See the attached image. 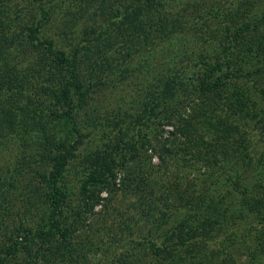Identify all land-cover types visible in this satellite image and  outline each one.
Wrapping results in <instances>:
<instances>
[{
    "label": "trees",
    "instance_id": "1",
    "mask_svg": "<svg viewBox=\"0 0 264 264\" xmlns=\"http://www.w3.org/2000/svg\"><path fill=\"white\" fill-rule=\"evenodd\" d=\"M40 1L0 0V131L3 132L0 137H6L8 143L5 146L18 143L22 149L30 147L36 150L35 154L24 155L28 160L17 172L23 174L27 165L33 169V178L37 177L34 184L27 181L26 186H20V190L15 191L14 197L10 198L6 196L12 193L11 181L0 186V264H37L39 260L49 264H64L71 256L81 258L86 255L85 251L94 245L95 237L87 236L79 242L74 241L79 227L78 219L84 209H93L99 203L103 185L108 184V178H114L113 157L119 156L120 165L124 166L128 160L127 154L133 155L139 145L146 144L147 140L141 139L140 129L147 126L153 117L159 118V109L164 106L162 103L167 102L158 101L175 94L183 86L182 70L188 65L168 63L161 92L155 93L158 86H148L147 100L143 102L142 112L136 117L139 126L137 136L132 134L125 140L120 137L113 141L107 138L98 148L82 156L85 168L80 177L79 197L74 203L70 199L65 171L69 159L86 137L77 125L74 111L86 103L92 88L91 81L100 72L106 71L105 77L119 76L117 84L127 80V67L118 63L120 61L115 57L132 59L141 48L151 45L148 41L153 39L154 33L160 35V30L166 25L164 23H168L166 10L171 3L177 4L179 0H113L110 11L101 14L99 28L97 25L83 28L84 39L93 34L90 43L95 44V47L82 49L79 43L71 50L57 46L52 39L39 36L48 21V10L42 6L39 7L41 16L38 19L33 16L35 2L40 4ZM66 1L71 2L62 0V4H66ZM236 2L230 0L228 4L232 6ZM215 15L221 16V23L227 24L226 14H222L218 8L204 11L202 19ZM30 16L37 20L24 24L26 19L30 20ZM236 20L237 17L233 19L235 23L231 32L228 27L224 29L229 41L224 54L227 58L225 62L204 61L202 67L195 66L197 68L192 70V76L197 77H188L192 80L191 85H194L196 78L199 79L197 88L201 99L220 88L225 89L230 81L241 77L237 65L240 68L248 64L264 65V2L258 15L242 23ZM173 40V36L168 34L159 41L166 45ZM203 42L211 41L204 38ZM186 51L188 49L179 53L185 56L183 53ZM146 52L149 50L145 49L143 53ZM255 55L258 58L261 56L262 60L256 58L257 63L252 62ZM260 68L259 71L263 70V67ZM37 82L39 87L35 86ZM229 98L231 102L228 107L232 108L233 114L245 112L252 118L250 121L244 120L243 127L246 129L248 126V145L254 151L258 150L264 146V112L254 110L255 103L246 89H236L235 95ZM173 111L162 116L164 123H171ZM259 116L260 119L256 120ZM216 123L213 127L216 132L208 135L209 140L204 135L191 137L181 128H176L181 135L188 136L177 150L188 153L194 160L205 154L207 158H217L237 153L240 145H244L243 140H239L246 136L242 135L243 128L221 118ZM200 147H207L206 152ZM21 151L24 154V150ZM164 152L173 153L167 147ZM257 159L264 165V150ZM48 166L49 170L41 169ZM187 166L186 169H191ZM192 169L197 171L196 167ZM137 176L138 182L142 184L138 186L139 192L157 196L146 208L149 211L147 214H156L154 217L148 216V220L161 228V231L155 228V237L160 238L162 244H158V240L150 234L143 233L138 239L131 236L120 252L112 254L108 264H134L132 262L137 260L134 250L141 249V246L146 247L144 264H202L207 257L206 233L210 229L216 225L220 230L227 222L232 227H243L244 223L238 220V215L248 210H251L249 214L245 212L248 215L256 213L258 203H264L262 198H257L258 195H251L247 187H244L243 199L226 200L224 191H228L223 180H213V184H222L220 186L206 184L202 180L196 185L172 184L166 187L159 184V179L153 180L148 174L137 172ZM201 176H205L204 172ZM98 184H101V188L94 190ZM94 197L97 198L93 200ZM13 218L18 219L14 221ZM257 221L254 228L262 222V218L258 217ZM244 229L250 230L246 226ZM256 237L254 235L252 238L255 244L248 254L250 261L260 263L261 257L264 258V240ZM260 264H264V260Z\"/></svg>",
    "mask_w": 264,
    "mask_h": 264
},
{
    "label": "rangeland",
    "instance_id": "2",
    "mask_svg": "<svg viewBox=\"0 0 264 264\" xmlns=\"http://www.w3.org/2000/svg\"><path fill=\"white\" fill-rule=\"evenodd\" d=\"M112 1L87 0V2L79 3L77 0H71L70 3L66 1V4H62V0H41L40 4L35 2L33 16L35 15L37 19L41 16L40 6L48 10V21L39 36L52 39L57 46L66 50H71L79 43L78 46L82 49L94 48L95 44L90 43L93 34L87 35L89 39H84L83 28L93 25L99 28V24L102 23L101 14L106 10L110 11ZM229 1L179 0L177 4L171 3L170 8L165 12L168 23H164L166 25L160 30V35L157 32L154 33L153 39L148 41L151 45L141 48L132 59L123 60L120 56L115 57L120 61L118 63L127 67L126 81L117 84L119 76L105 77L106 71L94 76L86 103L73 113L80 131L86 134L84 143L69 159L68 169L65 171L67 187L71 192L70 199L74 203L79 197L80 177L85 168L82 165V156L98 148L107 138L113 141L112 139L116 140L120 137L125 140L132 134L137 136L139 126H137L136 117L142 112L143 102L147 100L148 86L150 84L154 86L153 88L158 86L157 90L153 89L155 93L162 91V82L166 78L168 63L189 65L184 66L182 70L183 86L178 88L175 94L158 101L167 102L162 103L164 106L159 109V118L153 117L147 122V126L140 129L141 139L147 140L146 144L139 145L133 155L128 153V160L124 166L120 165L119 156L113 157L115 176L108 178V184L103 185L99 203L95 204L93 209L83 210L74 236L75 242H79L82 237L93 236L95 243L89 251H85V256L81 258L71 256L64 264H108L109 259L113 257L112 254L116 251L120 252L131 236L138 239L143 233L150 234L153 239L158 240H156L158 244H162V240L155 237V228L159 231L161 228L148 220V216L154 217L156 214L155 212L154 214L151 212V215L147 214L149 211L146 208L157 196L139 192L138 186L142 184L138 182L137 172L148 174L153 180L159 179V184L166 187L172 184L196 185L202 180L206 184L220 186L222 184H213V180H223L225 183L222 181L221 183L227 187L228 191H224L226 200L243 199L244 187L248 188L251 195H258L259 200L260 198L264 200V165L257 159L258 154L264 150V146L256 151L250 148L247 141L248 126L245 129L243 122L246 119L250 121L252 118L245 112L233 114L232 108L228 107L231 102L229 96H234L236 89H246L248 96L255 103L254 110L264 112V65L255 60L257 58L261 61L262 57L253 56L252 62L257 64L243 65L241 68L237 65L241 77L230 81L225 89L220 88L202 99L197 88L199 79L194 80V85H191L192 80L188 79V77L192 79L197 77V75L192 76V70L202 67L204 61L206 63H212L215 60L225 62L227 58L224 54L229 47V41L224 34L227 31L224 29L228 27L231 32L235 23L233 19L236 17V22L242 23L258 15L264 2V0H235L236 4L231 6L228 4ZM213 8H218L222 14H226L227 24L220 22L221 16H207L202 19L204 11ZM235 14L238 16H234ZM37 19L30 16V20L26 19L23 23L30 24ZM168 34L173 36L174 40L171 44L165 45L159 40ZM176 35H184V37L179 38ZM204 38L210 39L211 42L204 43ZM145 49L149 52L143 53ZM186 49L188 51L183 53L185 56L180 55ZM258 67H263V70L259 71ZM112 79H114L113 82ZM35 86L39 87V83L37 82ZM172 110L174 115L171 117V123H164L162 116ZM218 118L243 128L242 135H246L243 137L246 139L239 138L243 140L244 145H240L237 153L217 158H207L205 154L197 157L198 160H194L192 156L187 155L188 153L177 150L187 141L188 136L181 135L176 128H181L191 137L204 135V138L209 140L208 135L216 132L213 127L218 124L216 123ZM255 119L259 120L260 116ZM0 134L3 132L0 131ZM262 137L264 139V134ZM7 143L6 137H0V186L11 181L12 193H7L6 196L10 198L14 197L12 195L15 191L20 190V186L22 188L26 186L27 181H31L32 184L36 182L37 177L33 178V169H29L27 165L23 174L17 172L19 167L28 160L24 155L35 154L36 150L30 147L22 149L18 147V143L5 146ZM165 147L171 148L173 153L170 155L164 152ZM200 148L206 152L207 147ZM16 150L20 151L16 152ZM21 150H24V154ZM187 164V167L191 169L185 168ZM195 167L197 171L192 169ZM41 169L49 170L50 167ZM202 172L205 178L201 176ZM100 185L98 184L94 190L100 189ZM96 198L94 197L93 200ZM72 201L71 203L74 204ZM262 203V201L258 203L256 211L260 215L256 213L248 215L251 210L240 211L241 216L238 215L237 218L244 223L243 227H232V224L227 222L220 230L215 225L206 233L207 257L202 264H260L264 260L261 257L260 263H254L250 261V254H248L251 253L255 244L252 240L254 235L264 240V203ZM258 217L262 218V222L257 223L254 228ZM17 219L13 218L14 221ZM244 226L249 227L250 230L244 229ZM149 230L150 233H147ZM128 247L131 248L129 245ZM139 248L141 249L134 250L136 253H132L137 255L135 257L137 264H144L146 247ZM186 261L188 262L189 259ZM135 262L132 263L135 264ZM37 264L49 263L39 260Z\"/></svg>",
    "mask_w": 264,
    "mask_h": 264
}]
</instances>
